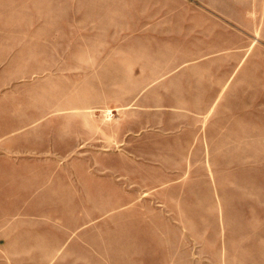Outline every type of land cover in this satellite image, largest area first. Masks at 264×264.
I'll use <instances>...</instances> for the list:
<instances>
[{
    "label": "rangeland",
    "instance_id": "rangeland-1",
    "mask_svg": "<svg viewBox=\"0 0 264 264\" xmlns=\"http://www.w3.org/2000/svg\"><path fill=\"white\" fill-rule=\"evenodd\" d=\"M139 27L170 51L115 56ZM3 155L58 185L68 264H264V0H0Z\"/></svg>",
    "mask_w": 264,
    "mask_h": 264
},
{
    "label": "crops",
    "instance_id": "crops-1",
    "mask_svg": "<svg viewBox=\"0 0 264 264\" xmlns=\"http://www.w3.org/2000/svg\"><path fill=\"white\" fill-rule=\"evenodd\" d=\"M58 31H64L65 34L62 35ZM85 31L83 29L76 31L67 27L55 29L50 39L64 40L65 46L83 47L87 46L85 41L89 39V34ZM141 31L142 27L136 28L135 37H139H131L123 45L120 42L117 45L120 49L118 51L114 49L113 54L119 57L126 55L130 61L143 63L152 62L154 61L152 57H162L170 51L169 46L165 44L158 43L156 40L152 42L146 40V32ZM195 39H202L203 44L193 43V47L216 46L213 30L195 31L193 40ZM190 47L191 49L183 52ZM193 47L183 46L180 54L189 55L190 52H195ZM97 52L100 55L103 53L101 50ZM194 60L190 58L158 59L161 62ZM2 158L0 159V264H68L69 258L66 256L73 254V247L71 242L70 247H67L66 241L71 238L73 227L67 224L68 221L63 215L57 219L58 216L54 215L55 210L52 209L65 205H58L57 200L50 199L48 193H43L45 198L41 194L51 190L55 193L58 185L56 182H50L42 186L40 168L18 166L20 162H16L14 157L3 155ZM87 251L86 249V253ZM80 254L83 255V250ZM58 256H60L59 260ZM76 264H83L82 259Z\"/></svg>",
    "mask_w": 264,
    "mask_h": 264
}]
</instances>
